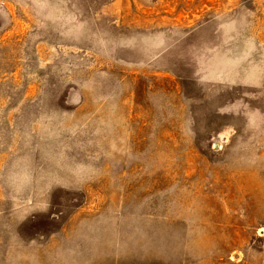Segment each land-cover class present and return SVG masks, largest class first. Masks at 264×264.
Listing matches in <instances>:
<instances>
[{
    "label": "rangeland",
    "instance_id": "rangeland-1",
    "mask_svg": "<svg viewBox=\"0 0 264 264\" xmlns=\"http://www.w3.org/2000/svg\"><path fill=\"white\" fill-rule=\"evenodd\" d=\"M0 264H264V0H0Z\"/></svg>",
    "mask_w": 264,
    "mask_h": 264
}]
</instances>
